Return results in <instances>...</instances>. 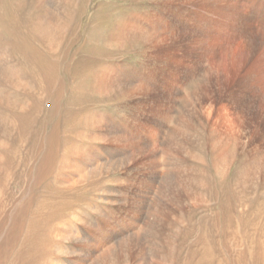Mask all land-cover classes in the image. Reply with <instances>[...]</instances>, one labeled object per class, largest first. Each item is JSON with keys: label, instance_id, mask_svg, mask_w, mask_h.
Instances as JSON below:
<instances>
[{"label": "rangeland", "instance_id": "374dc122", "mask_svg": "<svg viewBox=\"0 0 264 264\" xmlns=\"http://www.w3.org/2000/svg\"><path fill=\"white\" fill-rule=\"evenodd\" d=\"M188 1L0 0V181L20 200L0 264H55L84 238L102 242L150 221L145 245L115 239L104 249L115 252L94 247L88 264H264V17L254 11L262 5L237 0L256 18L246 33L215 0H206L205 41L173 17V34L161 39L124 33L140 20L164 27L170 10L178 23L198 16L205 1ZM17 114L25 136L18 116L11 123ZM63 172L84 182L72 186ZM69 231L78 242L61 238Z\"/></svg>", "mask_w": 264, "mask_h": 264}, {"label": "bare ground", "instance_id": "6f19581e", "mask_svg": "<svg viewBox=\"0 0 264 264\" xmlns=\"http://www.w3.org/2000/svg\"><path fill=\"white\" fill-rule=\"evenodd\" d=\"M146 1V0H145ZM157 1V0H156ZM188 1V0H187ZM195 1L196 0H194V3H195ZM201 1V0H200ZM205 2H203L201 5L199 4V6L197 7V9L196 10H194V11H197V12H199L200 14L197 16V13H196V17L194 16H188V18H186L185 20H183L182 22H176L175 21V19H174V11L173 10H170V14H171V17H170V20H169V22H166V24H165V26L163 27V25L162 24H164V23H146V22H143L142 23V21L140 20V24L139 23H135V25L133 26V27H129L128 26V28H125L124 29V33H126V34H130V33H133V31H134V29L138 32V35L139 34H141L142 35V33H143V31L145 30L146 31V33L147 34H149L148 35V37L149 38H159V39H161V33L163 32V31H166L168 28H170V30H168L169 31V33L171 32V34H173V26H172V22H171V20H172V17H173V25L174 24H177V25H179L180 27H178V28H181L182 26H186L187 27V29H191V30H195L194 32H195V34L197 33V35H198V37H199V39H200V41L202 40V37L203 38H205L206 36H209V38H210V32H209V28H208V24H207V17H206V11H205V8L208 6V4H207V2H206V0H204ZM172 3L173 2V0H167V2L165 3V5L167 4V3ZM183 2V1H182ZM189 2V1H188ZM187 2V3H188ZM191 2V1H190ZM258 4L259 5H262V7H258V6H256L255 8H254V11H255V13H257V14H259L261 17H264V0H258ZM151 3V2H150ZM149 3V4H150ZM185 3V2H184ZM183 3V4H184ZM192 3V2H191ZM161 4V3H160ZM159 4V5H160ZM180 4V3H179ZM206 4V5H205ZM213 4H215L216 6H217V8H218V11L220 12V14L221 15H224L225 17L224 18H222V19H225V20H227V22H228V25L229 26H234L236 29H238V30H240V31H249V30H251V28L253 27V26H255V23H254V20L256 19V18H253V17H250L248 14V12L246 11V9H245V7H244V5L242 4V2L240 1V2H238L237 0H222V1H218V0H215V2H213ZM158 4H155V6H157ZM182 5V4H181ZM155 6H154V8H155ZM168 6H169V4H168ZM180 6V5H179ZM179 6H176L177 8L176 9H174L175 10V12H176V15L178 16V15H180V14H184V12L183 11H185V9L184 10H182V8H185V7H182V8H180ZM186 6V5H185ZM146 7V6H145ZM150 7V6H149ZM162 7V6H161ZM158 8V7H157ZM171 9H173V8H171ZM194 9V8H193ZM192 9V10H193ZM262 9H263V11H262ZM153 10V9H152ZM151 13V12H150ZM161 14H162V12H160ZM190 13V12H189ZM193 13V12H192ZM153 14H155L154 12H153ZM159 14V13H158ZM145 15V14H144ZM140 16V15H139ZM138 16V17H139ZM161 16H163V15H161ZM165 16V15H164ZM186 16V15H185ZM184 16V17H185ZM137 17V16H136ZM181 17V16H180ZM183 17V16H182ZM187 17V16H186ZM159 18V17H158ZM137 19V18H136ZM146 19V18H145ZM157 19V18H156ZM177 19V18H176ZM153 20V19H152ZM158 20V19H157ZM164 20V19H163ZM178 20H179V18H178ZM137 21V20H136ZM166 21V20H165ZM180 21V20H179ZM133 22H135V21H133ZM133 22H131V24L133 23ZM149 22V21H148ZM128 25V24H127ZM133 25V24H132ZM131 25V26H132ZM125 26V25H124ZM252 26V27H251ZM251 27V28H250ZM261 27V26H260ZM118 28V27H117ZM116 28V29H117ZM121 28V27H120ZM250 28V29H249ZM53 30H54V32H56L57 30V28L56 27H54V28H52ZM119 29V28H118ZM121 29H123V28H121ZM260 29V28H259ZM264 29V28H263ZM182 30V29H181ZM190 30V31H191ZM177 31V30H176ZM180 31V30H179ZM184 31V30H183ZM264 31V30H263ZM48 32V31H47ZM187 32V31H186ZM189 32V31H188ZM261 32V31H260ZM136 33V32H135ZM134 33V34H135ZM163 33H165V32H163ZM246 33V32H245ZM122 34V33H121ZM137 34V33H136ZM144 34V33H143ZM181 34V33H180ZM170 35V34H169ZM175 35V34H174ZM173 35V36H174ZM196 35V36H197ZM119 36V35H118ZM125 36V39H126V36L127 35H124ZM129 36V35H128ZM131 37H132V35H130ZM137 36V35H136ZM144 37H146L145 35H143ZM164 35H162V37H163ZM166 36V35H165ZM164 36V37H165ZM172 36V37H173ZM54 37H55V35H54ZM54 37H53V34H51V40H53L54 39ZM135 37V36H134ZM139 37V36H138ZM141 37V36H140ZM163 37V38H164ZM169 37V36H168ZM167 37V38H168ZM180 37V36H179ZM197 37V38H198ZM129 37H127V39H128ZM192 38V37H191ZM196 38V39H197ZM126 39V40H127ZM135 39V38H134ZM142 39V38H141ZM145 39V38H144ZM146 39H147V37H146ZM170 39H172V38H170ZM173 39H175V37L173 38ZM195 39V40H196ZM246 39H247V41H248V44H249V42L250 41H253V42H256L257 40L255 39V36L253 35V34H251V33H249V34H247V37H246ZM123 40H124V38H123ZM123 40H122V42H123ZM125 40V41H126ZM129 40V39H128ZM132 40V39H131ZM143 40V39H142ZM150 40V39H149ZM158 40V39H157ZM156 40V41H157ZM163 40V39H162ZM168 41L169 40V38L168 39H165V41ZM191 40V39H190ZM194 40V39H193ZM206 40V39H205ZM205 40H202V41H205ZM141 41V40H140ZM144 41V40H143ZM146 41V40H145ZM153 41V40H152ZM164 41V42H165ZM208 41V40H207ZM130 42V41H129ZM133 42V41H132ZM137 42H138V40H137ZM175 42V41H174ZM177 42V41H176ZM198 42V41H197ZM126 43V42H125ZM140 43V42H139ZM155 43H157V42H155ZM172 43V42H171ZM191 43V42H190ZM196 43V42H195ZM152 44V43H151ZM192 44H193V42H192ZM191 44V45H192ZM201 44V43H200ZM206 44V43H205ZM253 44V43H252ZM125 45V44H124ZM163 45V44H162ZM166 45V44H165ZM172 45V44H171ZM179 45V44H178ZM181 45V44H180ZM139 46V45H138ZM177 45H175V48H177L176 47ZM183 46V45H182ZM158 47V48H157ZM157 47H155V50H156V48L157 49H159L161 46L159 45H157ZM169 47V46H168ZM165 48V47H164ZM179 48V47H178ZM142 49V48H141ZM161 49V48H160ZM167 49V48H166ZM169 49V48H168ZM170 49H171V47H170ZM150 50V49H149ZM154 50V51H155ZM173 50V49H172ZM151 51H153V49L151 50ZM150 51V53H152ZM195 51V50H194ZM145 52V51H144ZM164 52V51H163ZM176 52V51H175ZM179 52V51H178ZM192 52V51H191ZM146 53V52H145ZM155 53V52H154ZM177 53V52H176ZM196 53V52H195ZM150 55V54H149ZM152 55H154V54H152ZM156 55H157V53H156ZM155 55V56H156ZM189 55V54H188ZM187 55V56H188ZM143 56V55H142ZM141 56V57H142ZM147 56V55H146ZM146 56H145V58H146ZM151 56V55H150ZM154 56V57H155ZM159 57H160V55H158ZM166 56V55H165ZM164 56V57H165ZM175 57H176V55H175ZM191 57V56H190ZM152 58V57H151ZM161 58V57H160ZM166 58V57H165ZM34 59V58H33ZM159 59V58H158ZM181 59V58H180ZM183 59V58H182ZM189 59V58H188ZM146 60H148V59H146ZM164 60V59H163ZM153 61V60H152ZM160 61H161V59H160ZM159 61V62H160ZM184 61V60H183ZM146 62V61H145ZM173 62V61H172ZM35 63V62H34ZM177 63V62H176ZM23 64V63H22ZM145 64V63H144ZM147 64V63H146ZM152 64V63H151ZM154 64V63H153ZM161 64H162V61H161ZM150 66V65H149ZM171 66H172V63H171ZM36 68V67H35ZM31 69V68H30ZM179 69V68H178ZM49 70V69H48ZM171 70V69H170ZM4 71H5V69H4ZM30 71V70H29ZM51 71V70H50ZM42 72V71H41ZM46 73V72H45ZM50 73V72H49ZM143 73V72H142ZM52 74V73H51ZM163 74V73H162ZM165 74V73H164ZM159 75V74H158ZM31 76V75H30ZM33 76H35V74L33 75ZM48 76V75H47ZM169 76H170V74H169ZM172 76V75H171ZM141 77V76H140ZM158 77V76H157ZM167 77V76H166ZM110 78V77H109ZM147 78V77H146ZM156 78V77H155ZM157 79V78H156ZM161 79H162V77H161ZM209 80V82L208 83H211V80L210 79H208ZM23 81V80H22ZM22 81H18L17 82V84L18 85H23L24 86V84L23 83H21ZM156 81V80H155ZM166 81V80H165ZM28 82V81H27ZM37 82V81H36ZM152 82V81H151ZM160 82V81H159ZM153 83V82H152ZM167 83V82H166ZM168 83H169V80H168ZM31 84V83H30ZM14 86V85H13ZM140 88V87H139ZM150 92V91H149ZM174 92V91H173ZM173 92H172V94H173ZM0 94H2V93H0ZM154 94V93H153ZM171 94V95H172ZM37 99V98H36ZM156 99V98H155ZM37 101V100H36ZM17 102H18V99H16L14 102H13V105H14V107H16V105H17ZM39 102H40V100H39ZM165 102V101H164ZM169 102V101H168ZM29 102L28 101H24L23 102V105H26V104H28ZM191 105V104H190ZM189 105V106H190ZM193 109V108H192ZM192 112V111H191ZM211 112H212V110L210 109V115H211ZM3 113H5V112H3ZM184 113V112H183ZM2 115V114H1ZM22 115V114H21ZM20 115V116H21ZM24 115V114H23ZM26 115V114H25ZM27 115H30V114H27ZM17 116L19 117V120L20 121H18L17 123H13L14 125L15 124H17V125H20V128H19V126H18V130H19V132H20V135H24L25 136V134H26V132H27V129L28 128H26V127H28L27 126V119H22L18 114L17 115H14L13 116V118H12V121H11V119H10V121H11V123L12 122H14V120L17 118ZM32 116H33V114H32ZM9 118V117H8ZM1 119L3 120L4 119V117H2V116H0V121H1ZM187 119V118H186ZM29 120H31L32 121V119H29ZM33 120H34V118H33ZM7 121V120H6ZM8 122H9V120H8ZM7 123V122H6ZM5 123V124H6ZM8 124V123H7ZM30 130V129H29ZM12 133V132H11ZM144 134V133H143ZM145 136V135H144ZM27 137V136H26ZM5 138V137H4ZM142 138V137H141ZM25 139V138H24ZM140 139V138H139ZM9 140V139H8ZM136 140V139H135ZM143 140V139H142ZM141 140V141H142ZM1 141V140H0ZM24 141H26V140H24ZM141 141H138V143H137V145H136V147L137 148H142L143 146V143L141 142ZM2 143V142H1ZM118 144V143H117ZM5 146H0V151H2L3 150V148H4ZM98 150V149H97ZM76 156V155H75ZM74 158V157H73ZM169 159V158H168ZM3 161L4 160H2L1 158H0V172H1V169L3 168ZM6 161V160H5ZM49 162V161H48ZM127 162V161H126ZM157 163H158V161H156L155 163H152V164H155V165H157ZM15 164V163H14ZM17 164H19V162H17ZM72 164V163H71ZM74 164V163H73ZM151 164V166H155V165H152ZM159 164V163H158ZM68 165V164H67ZM77 165V164H76ZM129 168L130 167H134L133 165H132V163H131V161L130 162H128L127 164H126ZM71 166V165H70ZM74 166V165H73ZM77 166H79V167H81L80 165H77ZM149 166H150V164H149ZM150 166V167H151ZM66 167V166H65ZM10 168H12V166L10 167ZM70 168V167H69ZM83 168H85L84 166H83ZM126 168V167H125ZM71 170H72V168H70ZM86 169V168H85ZM152 169V168H151ZM69 170V169H68ZM74 170V169H73ZM78 170V169H77ZM77 170H75V171H77ZM128 170H130V169H128ZM132 170V169H131ZM149 170V169H148ZM155 170V169H154ZM79 171V170H78ZM72 172V171H71ZM82 172V171H81ZM68 173V172H67ZM78 173V172H77ZM80 173V172H79ZM84 173H86V172H84ZM9 174V173H8ZM71 174H73V173H71ZM71 174L69 175V174H67L66 175V173H64L63 172V174H61V175H63V177L65 178L66 177V183H68V184H71L72 186H76V185H79L82 181L84 182V178H83V175H78L76 178H74V176L73 177H71ZM75 174V173H74ZM88 174V173H87ZM76 176V175H75ZM9 178V177H8ZM21 179V178H20ZM12 180V179H11ZM80 180H82L81 182H80ZM174 180H175V178H174ZM174 180H172V185H175L176 186V191L177 192H179V191H181V187H180V181H178L179 179H176L175 181ZM129 181V180H128ZM152 181V180H151ZM120 181H119V179H117V180H115V184H118ZM168 182V181H167ZM65 182H63V184H64ZM121 183H122V181H121ZM149 183V182H148ZM62 184V185H63ZM4 183L3 182H1L0 181V202H3L6 206H4V207H2V208H0V245H1V243L3 242V241H5L7 238H8V236H9V233H10V231H11V228L13 229V227H12V220L14 221V216H15V213L17 212V209H18V205H19V203H20V200H19V198L18 197H16V196H13V195H8L6 192H5V190H4ZM64 185H66V184H64ZM122 185V184H121ZM21 186V185H20ZM27 186V185H26ZM72 188H74V187H72ZM14 190V189H13ZM172 190V189H171ZM169 191V190H168ZM170 192V191H169ZM167 194V193H166ZM171 196V195H170ZM175 196V195H174ZM168 198V197H167ZM9 203L8 205H7V202ZM161 200V204H164L165 202H167V201H165V199H163V198H161L160 199ZM107 201V200H106ZM110 200L108 199V202H109ZM168 201H169V199H168ZM18 204V205H17ZM3 206V205H2ZM79 210V209H78ZM77 211V210H76ZM16 214H18V213H16ZM19 215H21V214H19ZM75 215V214H74ZM18 216V215H17ZM24 216V215H23ZM76 216V215H75ZM74 216V217H75ZM60 217V216H59ZM74 217L72 218V219H74ZM19 218V217H18ZM17 219V218H16ZM62 219V218H61ZM21 220H23V218L21 219ZM26 220V219H25ZM41 220V219H40ZM53 220V219H52ZM59 220V219H58ZM78 220V219H77ZM24 221V220H23ZM55 221V220H54ZM15 222V221H14ZM151 222L152 221H150L149 223H148V226L147 227H152L151 226ZM154 222V221H153ZM152 222V223H153ZM17 223V222H16ZM26 223V222H25ZM24 223V224H25ZM30 223V222H29ZM28 223V224H29ZM32 223V222H31ZM69 223V222H68ZM15 224V223H14ZM27 224V223H26ZM27 224V225H28ZM56 224V223H55ZM67 224V223H66ZM16 225V224H15ZM14 225V226H15ZM54 225V224H53ZM74 225H75V223H74ZM74 225L73 226H69V227H74ZM17 226V225H16ZM20 226V225H19ZM35 226H36V224H35ZM37 226H38V224H37ZM133 226H135V225H131L129 228H127L126 230H124L123 232H121V231H117V233L115 234V235H108L107 237H109V238H107V239H103L102 240V242H100V241H95L94 243H90L89 245H88V243H87V241H86V238H84V242L82 243V244H77V245H79V246H77V247H73V248H70V249H67V248H65V249H67L68 251H67V253H69V254H71L72 255V257H70V258H66L65 260H57L56 262H55V264H88L89 263V261H90V259H91V257H92V250H93V248L94 247H99L98 249H99V251H102V253H103V256H106V255H109L110 253H112V252H115L116 251V249H112L111 251L110 250H104L106 247H107V245L110 243V242H112L113 240H120L119 241V245L121 246V247H129V246H134V247H137V246H141V245H145V242H147V241H149V239H151V235H150V230H149V233H148V231H146L148 228L146 227L145 229H141V230H139L138 228H139V226H135L134 228H132ZM57 227H59V224H58V226H56V228ZM67 227V226H66ZM77 227V226H76ZM138 227V228H137ZM60 228V227H59ZM68 228V227H67ZM78 228V227H77ZM28 229V228H27ZM50 229H52L51 227H50ZM60 229H62V228H60ZM150 229H152V228H150ZM16 230H18V229H16ZM53 230H54V228H53ZM21 231V230H20ZM30 231V230H29ZM56 231V230H55ZM65 231V230H64ZM32 232V231H31ZM40 232V231H39ZM130 232V233H129ZM18 233V232H17ZM26 233V232H25ZM44 233V232H43ZM48 233H49V231H48ZM79 233H78V231H69V232H63L62 234H61V238H64V241H67L66 240V238L68 239V241L69 240H78L79 241V239H80V237H79V235H78ZM23 235V234H22ZM32 235V234H31ZM51 235V234H50ZM58 236V235H57ZM122 236H124L125 237V239L124 240H121L122 239ZM152 236H154V235H152ZM29 237V236H28ZM43 237V236H42ZM45 237V236H44ZM49 237V236H48ZM52 237V236H51ZM15 238V237H14ZM14 238H12V239H14ZM36 238V237H35ZM34 238V239H35ZM54 238V237H53ZM52 238V239H53ZM56 238V237H55ZM58 238H60L59 236H58ZM49 239V238H48ZM47 239V240H48ZM54 240V239H53ZM76 240V241H77ZM83 240V239H82ZM31 241V240H30ZM77 241V242H78ZM9 242V241H8ZM14 242H16V241H14ZM55 242H56V240H55ZM23 243V242H22ZM56 243H58V242H56ZM67 243V242H66ZM76 243V242H75ZM74 243V244H75ZM35 244V243H34ZM59 244H60V242H59ZM70 244V243H69ZM73 244V245H74ZM15 245H16V243H15ZM62 245V244H61ZM56 247H58L57 245H55ZM60 246V245H59ZM6 247L9 249V245H7V243L5 244V242H4V245H3V247L0 249V250H5L6 249ZM12 247V246H11ZM37 247V246H36ZM17 248V247H16ZM53 248H55V247H53ZM58 249V248H57ZM56 249V250H57ZM62 249V248H61ZM49 250V249H48ZM47 250V251H48ZM28 251V250H27ZM54 250L52 249V252H53ZM59 251V250H58ZM44 252V251H43ZM60 253H61V250L59 251ZM13 253V252H12ZM51 253V252H50ZM56 253V252H55ZM54 253V254H55ZM67 253H65V254H67ZM3 254V253H2ZM24 254V253H23ZM7 255V254H6ZM61 254H59V256H60ZM10 256H12L11 254H10ZM32 256V255H31ZM47 256V255H46ZM29 257V256H28ZM5 258V257H4ZM8 258V257H7ZM13 258V257H12ZM36 258V257H35ZM55 258V257H54ZM21 259V258H20ZM38 259V258H37ZM50 259H52V258H50ZM5 260V259H4ZM8 261H9V259H7ZM8 261H7V263H8ZM12 261H14V260H12ZM23 262H24V260H23ZM22 262V263H23ZM25 262H27V261H25ZM52 262V261H51ZM6 263V264H7ZM12 263V262H11ZM20 263H21V261H20ZM19 263V264H20ZM31 263V262H30ZM25 264V263H24Z\"/></svg>", "mask_w": 264, "mask_h": 264}]
</instances>
